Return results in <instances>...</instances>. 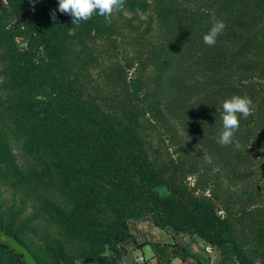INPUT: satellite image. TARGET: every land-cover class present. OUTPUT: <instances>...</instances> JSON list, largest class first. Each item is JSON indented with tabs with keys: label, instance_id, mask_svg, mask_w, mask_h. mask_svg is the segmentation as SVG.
<instances>
[{
	"label": "trees",
	"instance_id": "16d2710c",
	"mask_svg": "<svg viewBox=\"0 0 264 264\" xmlns=\"http://www.w3.org/2000/svg\"><path fill=\"white\" fill-rule=\"evenodd\" d=\"M202 1L205 8L193 9L174 0H126L118 11L148 17L142 38L156 60V86L143 106L140 80L128 85L119 66L110 76L111 102L90 93L95 42L115 48L112 17L107 23L94 13L73 25L58 0H0V189L35 198L31 213L25 203L0 206V230L37 264H120L119 251L136 241V223L145 218L214 249L229 245L236 264H264V189L261 171L247 168L246 145L250 123L264 128V86L250 83L264 79V0ZM217 20L226 28L208 47L203 36ZM15 38L26 40L20 57ZM233 95L253 102L234 136L239 150L216 143L222 104ZM149 113L215 159V182L240 183L233 197L227 192V207L196 196L156 154ZM0 264L24 262L0 245Z\"/></svg>",
	"mask_w": 264,
	"mask_h": 264
},
{
	"label": "rangeland",
	"instance_id": "374dc122",
	"mask_svg": "<svg viewBox=\"0 0 264 264\" xmlns=\"http://www.w3.org/2000/svg\"><path fill=\"white\" fill-rule=\"evenodd\" d=\"M174 2L177 5L193 9L206 7L202 0H174ZM6 17L10 19L12 16L7 14ZM111 17L117 31V34L113 36L115 48H109L110 46L108 44L105 45L101 40L95 42L94 47L97 53H100V56L97 57L99 64L95 66L96 69L94 70L91 67L89 81L92 89H90V93L99 97H107L108 103L111 102L114 92L110 87L116 81H112L110 76L112 77L111 74L114 73V69L119 66L125 72L127 81H129L128 85H130L133 78L140 80L139 95L145 96L146 100L142 99V104L147 106L156 86V60L153 56L151 45L146 44V41L142 38L147 28L148 17L147 15L139 14V18H134V15L128 12L119 14L118 11H114ZM132 19L134 22L129 25L128 23ZM14 41L13 53L20 57L21 50L26 47V40L15 38ZM250 80L251 87L261 88L264 86V79L259 76H255ZM128 90L131 91V89ZM121 93L123 94V92ZM205 93L206 90L199 92V94H193L190 99L193 101ZM1 106L2 102H0ZM145 119L152 137L154 150L157 151L156 154L161 155L160 157L165 163L169 164V168L173 169L175 167L180 172V174L178 173L179 176L184 179L189 189H194L196 196L211 198L219 207H227V198H230L228 195L233 197L232 192L239 188L240 183L235 185L234 180L223 178L222 175L223 180L218 183L215 182L218 166L215 165V159L202 146L192 141L188 135L180 131L172 123L171 125L163 123L154 113L147 114ZM249 125L252 134L249 136L246 145L251 156L249 157L247 168L250 167L261 171V177L258 182L264 189V151H262L264 149V128L259 126L258 122L250 123ZM177 132L178 136L182 137V140L174 136ZM160 190L164 191V189ZM227 192H229L228 195ZM22 203L30 207L27 212L31 213L32 207L35 205V198L23 195L19 189L9 185L0 189V206L2 209L20 207ZM205 245L204 242H201V249L204 250V255L200 254L201 251H198V249L193 248L194 253L199 257L201 255L202 258L200 257V259L204 262L208 261V264H236L233 257L230 256L232 252L229 245L220 249ZM206 247L207 250L205 251Z\"/></svg>",
	"mask_w": 264,
	"mask_h": 264
},
{
	"label": "clouds",
	"instance_id": "9594fccd",
	"mask_svg": "<svg viewBox=\"0 0 264 264\" xmlns=\"http://www.w3.org/2000/svg\"><path fill=\"white\" fill-rule=\"evenodd\" d=\"M126 0H58V11L71 17L73 25H79L82 21L86 22L94 13L103 17L107 23H111V16L114 11L123 9ZM34 9V5H33ZM55 20V11L51 14ZM226 28L223 21H215L209 31L203 36V43L208 47L215 46L217 38ZM253 111V102L250 97L233 95L222 104V131L216 143L222 147L234 144L235 149L239 150V141H234L235 133L239 130L240 117L247 119ZM264 151V149H262Z\"/></svg>",
	"mask_w": 264,
	"mask_h": 264
},
{
	"label": "crops",
	"instance_id": "0c3cea01",
	"mask_svg": "<svg viewBox=\"0 0 264 264\" xmlns=\"http://www.w3.org/2000/svg\"><path fill=\"white\" fill-rule=\"evenodd\" d=\"M136 227V241L124 244L119 251L120 264H208L193 251L198 249L204 255L202 241L196 237L155 229L148 218L138 221ZM172 243L174 247L165 248Z\"/></svg>",
	"mask_w": 264,
	"mask_h": 264
},
{
	"label": "water",
	"instance_id": "95a60500",
	"mask_svg": "<svg viewBox=\"0 0 264 264\" xmlns=\"http://www.w3.org/2000/svg\"><path fill=\"white\" fill-rule=\"evenodd\" d=\"M0 245L6 246L10 251H13L14 254L20 255L24 264H37L25 247H23L13 237H10L2 230H0ZM69 264H78V262Z\"/></svg>",
	"mask_w": 264,
	"mask_h": 264
}]
</instances>
